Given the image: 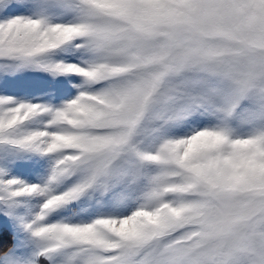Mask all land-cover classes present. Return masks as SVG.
I'll return each mask as SVG.
<instances>
[{"label": "snow or ice", "instance_id": "obj_1", "mask_svg": "<svg viewBox=\"0 0 264 264\" xmlns=\"http://www.w3.org/2000/svg\"><path fill=\"white\" fill-rule=\"evenodd\" d=\"M21 68L81 82L0 95V264H264V0H0ZM26 154L41 183L12 175Z\"/></svg>", "mask_w": 264, "mask_h": 264}, {"label": "rangeland", "instance_id": "obj_2", "mask_svg": "<svg viewBox=\"0 0 264 264\" xmlns=\"http://www.w3.org/2000/svg\"><path fill=\"white\" fill-rule=\"evenodd\" d=\"M49 14L58 15L52 12ZM55 59L68 63H79L82 57L78 52L69 51L58 53ZM80 82L81 78L78 76H53L48 72L32 68L9 69L7 72L0 70V95L12 96L17 100L27 102L58 106L77 94V89L73 85ZM51 165L52 161L47 156L26 154L23 159L15 161L11 171L12 175L28 183H41L47 177ZM97 210L98 205L95 199L91 202L84 199L69 205L61 215L88 219L95 218ZM1 237L0 235V248L2 249L10 247L14 242L10 233L5 235L6 240L3 242ZM4 242H7L6 245Z\"/></svg>", "mask_w": 264, "mask_h": 264}, {"label": "trees", "instance_id": "obj_3", "mask_svg": "<svg viewBox=\"0 0 264 264\" xmlns=\"http://www.w3.org/2000/svg\"><path fill=\"white\" fill-rule=\"evenodd\" d=\"M1 236H2V237H1V238H2V240H1L2 242H3L4 240H6L5 235H1ZM6 236H7V235H6ZM3 237H5V238H3ZM6 243H7V242H6ZM6 243L4 242V245H6ZM4 245H3V247H4Z\"/></svg>", "mask_w": 264, "mask_h": 264}]
</instances>
